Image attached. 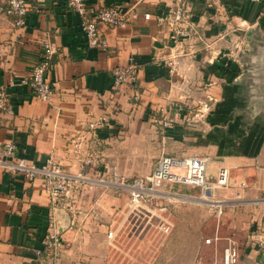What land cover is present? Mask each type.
<instances>
[{"label": "crops", "instance_id": "0c3cea01", "mask_svg": "<svg viewBox=\"0 0 264 264\" xmlns=\"http://www.w3.org/2000/svg\"><path fill=\"white\" fill-rule=\"evenodd\" d=\"M7 1L0 0V87L10 93L13 111L0 112V142L15 141L18 155L39 166L53 157L76 175L81 163L69 148L71 137L107 114L109 122L97 139L87 141L103 154L91 171L98 177L106 171L125 174L119 168L122 159L142 160L153 139L164 152L167 131L189 129L197 147L178 154L208 155L212 178L227 167L230 189L236 191L233 204L239 207L234 235L192 264H225L229 245L239 251L238 264H264L263 45L256 39L262 32L258 23L264 26V2L189 0L191 33L176 44L169 23L159 19L173 0H87L94 9L117 5L130 12L125 26L101 24L107 47H91L67 0H28L23 25L6 11ZM46 41L56 48L48 73L55 89L50 100L22 82ZM130 63L137 68L136 83L117 90L113 70ZM205 103L209 116L201 121ZM166 119L173 126L167 127ZM76 192L79 203L91 189L84 184ZM71 209L70 201L52 202L42 178L29 181L0 165V264H43L46 254L37 251L45 249L48 232L65 238L79 225Z\"/></svg>", "mask_w": 264, "mask_h": 264}, {"label": "rangeland", "instance_id": "374dc122", "mask_svg": "<svg viewBox=\"0 0 264 264\" xmlns=\"http://www.w3.org/2000/svg\"><path fill=\"white\" fill-rule=\"evenodd\" d=\"M258 26L262 32L256 39L264 45V26ZM207 104L200 111L201 121L209 116ZM166 133L164 152V145L153 139L148 148L144 147L146 157L139 161L124 158L120 170L129 177H144L155 170L163 153H194L197 144L190 140L189 129ZM87 185L91 192L79 203L76 189L68 197L79 225L63 238L58 254H46L43 264H192L198 257L209 256L211 246L220 250V242L230 233L234 235L233 221L239 207L233 204L236 191L230 189L231 180L206 191L165 181L138 204H132L126 187L98 181ZM100 188L102 191L97 190Z\"/></svg>", "mask_w": 264, "mask_h": 264}, {"label": "built area", "instance_id": "2783aa9c", "mask_svg": "<svg viewBox=\"0 0 264 264\" xmlns=\"http://www.w3.org/2000/svg\"><path fill=\"white\" fill-rule=\"evenodd\" d=\"M262 1L264 0H252ZM67 5L80 16V24L87 35L88 45L91 47H107L108 39L101 30V24L115 28L125 26L130 21L128 9L117 5L91 8L87 0H67ZM31 5L28 0H8L6 11L15 16L19 25L25 24V18ZM150 13L145 17L149 18ZM191 7L189 0H173L168 11L159 17L161 21L169 23L172 39L177 44L191 33ZM56 48L51 41L44 43L40 60L32 67L28 76L22 78V82L30 86L33 93L43 100H50L55 92L54 85L49 79L48 73L53 65V57ZM174 66L176 61H171ZM115 76V88L118 90L125 84L136 83L138 73L136 65L130 63L118 66L113 70ZM13 111V103L10 93L5 86L0 87V112ZM109 122L107 114H102L92 119L84 131L73 135L69 141L70 150L76 154L81 163V169L76 175L67 173L60 162L53 157L47 159L42 166L29 161L26 157L17 153L18 146L13 140L0 142V165L10 170L21 172L29 180L42 178L45 190L53 203L67 202L69 193L84 184L98 182L115 183L126 187L131 192L132 204L140 203L148 194L156 190L165 181H176L200 187L204 191L215 185L230 183L231 177L227 167H220L216 176L208 175V155H172L163 153L158 160L155 170L144 177H129L118 171L101 172L100 176L91 174L92 168L102 158L101 149L87 144L92 138L97 139L99 129ZM167 127L173 126L172 119H166ZM79 185V186H78ZM45 249L38 250V255L58 254L63 247V238L56 230H50L44 239ZM239 251L235 245H229L224 250L225 264H238ZM195 264H205L197 261Z\"/></svg>", "mask_w": 264, "mask_h": 264}, {"label": "water", "instance_id": "95a60500", "mask_svg": "<svg viewBox=\"0 0 264 264\" xmlns=\"http://www.w3.org/2000/svg\"><path fill=\"white\" fill-rule=\"evenodd\" d=\"M261 58L263 62V65H262L263 72L261 76L262 79H261V84H260V91H261L260 93L262 95L261 101L264 102V45H263L262 52H261Z\"/></svg>", "mask_w": 264, "mask_h": 264}]
</instances>
